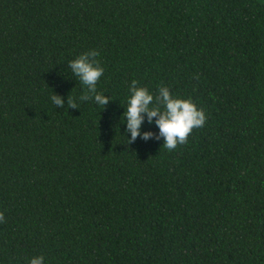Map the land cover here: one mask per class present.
I'll return each instance as SVG.
<instances>
[{
    "label": "trees",
    "instance_id": "trees-1",
    "mask_svg": "<svg viewBox=\"0 0 264 264\" xmlns=\"http://www.w3.org/2000/svg\"><path fill=\"white\" fill-rule=\"evenodd\" d=\"M132 80L204 127L128 144ZM0 212V264H264V1L0 0Z\"/></svg>",
    "mask_w": 264,
    "mask_h": 264
},
{
    "label": "clouds",
    "instance_id": "clouds-1",
    "mask_svg": "<svg viewBox=\"0 0 264 264\" xmlns=\"http://www.w3.org/2000/svg\"><path fill=\"white\" fill-rule=\"evenodd\" d=\"M98 57L99 52L93 49L79 54L67 64L73 75L85 86V91L79 99L94 100L103 109L112 100L108 95L97 91V83L104 74V68ZM129 91L127 109L123 113L126 122L125 132L130 133V137L127 138L128 144L135 142L138 137L144 141L163 138L164 148L173 151L178 146L188 143V137L194 129L205 125L207 119L205 111L198 108L191 98L174 96L167 86L161 85L154 95L147 87L139 86L138 81L132 80ZM51 100L56 107L65 106V100L60 95L52 93ZM66 104L67 108H78L76 101L68 97ZM145 119L150 125L155 123L159 129L158 133L141 131ZM0 222H4L2 212H0ZM43 262L44 257L40 255L31 258L28 264H43Z\"/></svg>",
    "mask_w": 264,
    "mask_h": 264
},
{
    "label": "rangeland",
    "instance_id": "rangeland-1",
    "mask_svg": "<svg viewBox=\"0 0 264 264\" xmlns=\"http://www.w3.org/2000/svg\"><path fill=\"white\" fill-rule=\"evenodd\" d=\"M262 1H264V0H262Z\"/></svg>",
    "mask_w": 264,
    "mask_h": 264
}]
</instances>
